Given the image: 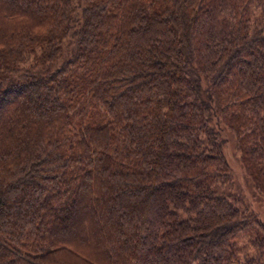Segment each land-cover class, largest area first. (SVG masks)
<instances>
[{
  "label": "trees",
  "instance_id": "obj_1",
  "mask_svg": "<svg viewBox=\"0 0 264 264\" xmlns=\"http://www.w3.org/2000/svg\"><path fill=\"white\" fill-rule=\"evenodd\" d=\"M4 103L0 264H264V0H0Z\"/></svg>",
  "mask_w": 264,
  "mask_h": 264
},
{
  "label": "rangeland",
  "instance_id": "obj_2",
  "mask_svg": "<svg viewBox=\"0 0 264 264\" xmlns=\"http://www.w3.org/2000/svg\"><path fill=\"white\" fill-rule=\"evenodd\" d=\"M6 105L7 103H4L3 105L0 106V113L3 112L4 108H6ZM226 155L232 167H234L235 171L238 172L240 177H242V171L239 168V161H238L239 153L237 152V149H236L235 140L229 141V143L227 144ZM251 200H253V197H251ZM253 206L256 208V210H259V215L264 221V204H262V201L254 202Z\"/></svg>",
  "mask_w": 264,
  "mask_h": 264
}]
</instances>
